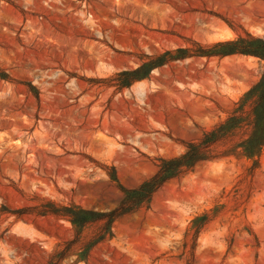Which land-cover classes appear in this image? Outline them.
<instances>
[{
  "label": "rangeland",
  "instance_id": "obj_1",
  "mask_svg": "<svg viewBox=\"0 0 264 264\" xmlns=\"http://www.w3.org/2000/svg\"><path fill=\"white\" fill-rule=\"evenodd\" d=\"M246 33L264 37V0H0V264H264V145H237L251 101L219 157L102 238V222L41 211L114 207L119 186L137 187L233 113L264 62L189 56L124 87L117 72Z\"/></svg>",
  "mask_w": 264,
  "mask_h": 264
},
{
  "label": "trees",
  "instance_id": "obj_2",
  "mask_svg": "<svg viewBox=\"0 0 264 264\" xmlns=\"http://www.w3.org/2000/svg\"><path fill=\"white\" fill-rule=\"evenodd\" d=\"M232 54L255 56L264 62V37L246 33L244 36L217 41L207 46L194 42L193 48L177 47L173 50H165L155 56L148 57L146 61L135 68L117 72L115 79L119 86H129L132 82L148 76L152 69L161 67L171 61L189 56L222 57ZM0 77L6 78L7 74L0 71ZM30 89H33L35 97L38 98L35 88L30 85ZM247 101L252 102L251 130L237 145L248 155L256 154L264 145V67L258 80L245 93L244 100L233 113L219 122L211 131L204 134L199 141L186 143L185 150L179 155L160 159L154 175L137 187L123 188L119 186L122 196L114 207L105 211H98L80 206H57L52 202H48L42 206L41 211L43 213L51 212L64 215L79 228L88 223L102 222V236H100L102 238L103 234L109 232L111 223L117 218L135 212L140 208H147L153 194L166 181L182 176L198 162L219 157L214 147L231 136L246 122L247 116L244 114L243 107ZM111 179L116 181L114 172L111 174ZM18 211L24 212L26 210ZM207 220V214L195 218L193 220L195 231L197 232Z\"/></svg>",
  "mask_w": 264,
  "mask_h": 264
}]
</instances>
